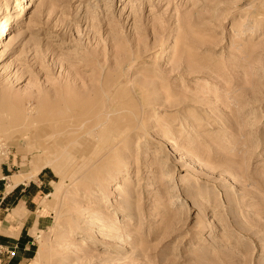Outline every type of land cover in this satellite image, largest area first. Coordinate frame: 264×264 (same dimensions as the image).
Segmentation results:
<instances>
[{
  "label": "rangeland",
  "instance_id": "rangeland-1",
  "mask_svg": "<svg viewBox=\"0 0 264 264\" xmlns=\"http://www.w3.org/2000/svg\"><path fill=\"white\" fill-rule=\"evenodd\" d=\"M0 6V179L54 175L34 264H264V0Z\"/></svg>",
  "mask_w": 264,
  "mask_h": 264
},
{
  "label": "crops",
  "instance_id": "crops-1",
  "mask_svg": "<svg viewBox=\"0 0 264 264\" xmlns=\"http://www.w3.org/2000/svg\"><path fill=\"white\" fill-rule=\"evenodd\" d=\"M36 174L28 181L14 177L15 184L0 179V264H34L35 236L41 224L37 214L54 177L53 173L46 177L44 169Z\"/></svg>",
  "mask_w": 264,
  "mask_h": 264
},
{
  "label": "bare ground",
  "instance_id": "bare-ground-1",
  "mask_svg": "<svg viewBox=\"0 0 264 264\" xmlns=\"http://www.w3.org/2000/svg\"><path fill=\"white\" fill-rule=\"evenodd\" d=\"M3 8H4L3 6H0V16L3 14V11H4ZM1 18L2 19H0V20L2 22L0 23L1 24L0 25V36L3 35V32L5 30H7V31L10 30V27L12 26V23L14 21L13 17H10L9 19H7L6 16H3ZM91 122L89 123V125L87 124L88 123L87 122L86 123L87 125L85 124L86 127L84 128L85 131H84L83 142L86 143V146L91 144L90 147H94L98 142H100L101 145H102V143H103V145L104 144H107V145L113 144L114 145V144H118L120 142H123V143L126 142L125 141L126 140L125 132L127 131V125L114 126L111 121L103 120V119H97V120H94L92 123ZM83 124H84V122L81 123V125H83ZM96 140H97V142H96ZM95 152L96 151H93V154ZM45 166H43V165H35V166H33L32 170H31V173L27 177L28 178L32 177L33 175H35L37 172H39ZM126 167H127V165H126ZM16 182H17V180H14V179L12 180V183L15 184Z\"/></svg>",
  "mask_w": 264,
  "mask_h": 264
}]
</instances>
